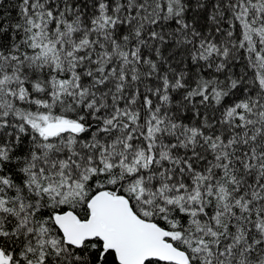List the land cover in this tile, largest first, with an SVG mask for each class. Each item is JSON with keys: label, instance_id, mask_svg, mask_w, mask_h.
<instances>
[{"label": "snow or ice", "instance_id": "1", "mask_svg": "<svg viewBox=\"0 0 264 264\" xmlns=\"http://www.w3.org/2000/svg\"><path fill=\"white\" fill-rule=\"evenodd\" d=\"M0 264H264V0H0Z\"/></svg>", "mask_w": 264, "mask_h": 264}]
</instances>
